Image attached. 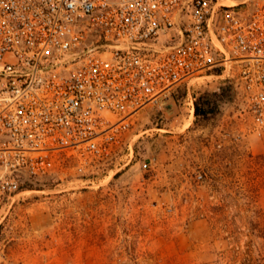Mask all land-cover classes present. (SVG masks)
<instances>
[{
    "label": "built area",
    "instance_id": "1",
    "mask_svg": "<svg viewBox=\"0 0 264 264\" xmlns=\"http://www.w3.org/2000/svg\"><path fill=\"white\" fill-rule=\"evenodd\" d=\"M205 78L264 128V0H0V221L26 177L108 160L142 111Z\"/></svg>",
    "mask_w": 264,
    "mask_h": 264
},
{
    "label": "rangeland",
    "instance_id": "2",
    "mask_svg": "<svg viewBox=\"0 0 264 264\" xmlns=\"http://www.w3.org/2000/svg\"><path fill=\"white\" fill-rule=\"evenodd\" d=\"M223 87L184 84L108 160L26 177L3 210L0 264H264V128L233 88L208 121L195 116L196 98Z\"/></svg>",
    "mask_w": 264,
    "mask_h": 264
},
{
    "label": "trees",
    "instance_id": "3",
    "mask_svg": "<svg viewBox=\"0 0 264 264\" xmlns=\"http://www.w3.org/2000/svg\"><path fill=\"white\" fill-rule=\"evenodd\" d=\"M231 91L232 87H223L220 94H202L197 97L195 101V116L197 121L200 119L208 121L213 115H215L219 108L218 103L223 97H227ZM244 264H262V260L248 259Z\"/></svg>",
    "mask_w": 264,
    "mask_h": 264
},
{
    "label": "bare ground",
    "instance_id": "4",
    "mask_svg": "<svg viewBox=\"0 0 264 264\" xmlns=\"http://www.w3.org/2000/svg\"><path fill=\"white\" fill-rule=\"evenodd\" d=\"M230 3H232V2H230Z\"/></svg>",
    "mask_w": 264,
    "mask_h": 264
}]
</instances>
